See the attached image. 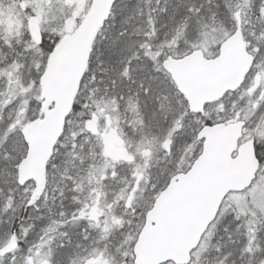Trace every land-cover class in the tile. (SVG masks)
I'll use <instances>...</instances> for the list:
<instances>
[{"label": "snow or ice", "instance_id": "1", "mask_svg": "<svg viewBox=\"0 0 264 264\" xmlns=\"http://www.w3.org/2000/svg\"><path fill=\"white\" fill-rule=\"evenodd\" d=\"M0 264H264V0H0Z\"/></svg>", "mask_w": 264, "mask_h": 264}]
</instances>
